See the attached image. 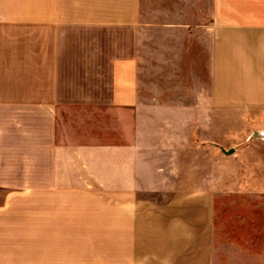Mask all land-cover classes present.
I'll list each match as a JSON object with an SVG mask.
<instances>
[{
	"label": "crops",
	"instance_id": "1",
	"mask_svg": "<svg viewBox=\"0 0 264 264\" xmlns=\"http://www.w3.org/2000/svg\"><path fill=\"white\" fill-rule=\"evenodd\" d=\"M239 126L264 128V0H0V223L39 194L122 192V245L74 264H264V216L216 231ZM67 255L0 246V264Z\"/></svg>",
	"mask_w": 264,
	"mask_h": 264
},
{
	"label": "rangeland",
	"instance_id": "2",
	"mask_svg": "<svg viewBox=\"0 0 264 264\" xmlns=\"http://www.w3.org/2000/svg\"><path fill=\"white\" fill-rule=\"evenodd\" d=\"M261 129L264 128L228 127L227 152L229 154L234 149L239 154L232 158V154L228 156L227 167L228 170L235 169L239 162V185L235 190L214 196L216 231L220 230V215L264 216V130ZM233 177L235 179V175ZM121 197L122 192L99 188L39 194L32 199L33 205L30 201H20L12 208L14 220L0 223V246L65 247L68 250V264L77 262L72 254L75 248L89 250L121 246V223L117 218L121 215L122 207L112 206L113 202L117 204L121 201ZM137 197L160 201L167 195L142 192ZM3 209L0 206V210ZM238 221L240 229L253 228L247 222ZM235 224L228 222L227 229H234L229 226L234 227ZM81 257L87 263L92 256L80 255L79 261Z\"/></svg>",
	"mask_w": 264,
	"mask_h": 264
},
{
	"label": "bare ground",
	"instance_id": "3",
	"mask_svg": "<svg viewBox=\"0 0 264 264\" xmlns=\"http://www.w3.org/2000/svg\"><path fill=\"white\" fill-rule=\"evenodd\" d=\"M262 133V132H261ZM262 135L264 136V133H262Z\"/></svg>",
	"mask_w": 264,
	"mask_h": 264
}]
</instances>
